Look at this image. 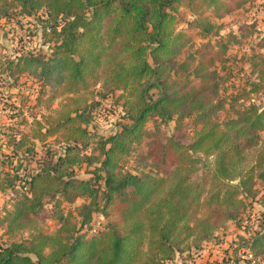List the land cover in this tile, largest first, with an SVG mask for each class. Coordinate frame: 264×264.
Here are the masks:
<instances>
[{"label":"trees","instance_id":"trees-1","mask_svg":"<svg viewBox=\"0 0 264 264\" xmlns=\"http://www.w3.org/2000/svg\"><path fill=\"white\" fill-rule=\"evenodd\" d=\"M246 2L0 0V18L14 8L29 16L44 9L43 37L56 42L50 57L10 61L7 74L29 69L61 95L59 106L43 115L44 127L36 121L38 128L29 136L9 127L6 148L11 147L13 155L19 150L33 153L34 146L26 145L30 137L42 144L56 137L65 145L54 158L46 145L40 167L32 173L19 179L0 175V192L17 186L21 193L13 209L0 215L10 237L0 243V264L188 260L200 255L202 245L216 237L226 221L241 226L244 192L255 180L262 185V219L249 249L254 263H264V104L255 101L264 76L255 75L244 95L254 101L225 121H215L226 105L215 65L226 59L231 47L210 41L186 54L190 37L177 26V12L183 7L193 16L188 26L205 37L215 28L210 15L220 17ZM248 27L253 33L245 40L260 46L248 59L254 75L256 67L264 68V31L256 23ZM252 57L259 63L252 64ZM97 85L104 93L121 92L129 123L98 139L96 155H81V145L93 137L87 126L97 108L88 103L87 92ZM157 120L171 121L175 128L192 127V139L184 143L164 136L159 124L151 125ZM140 143L146 154L128 156ZM249 153L251 163L246 164ZM83 163L95 168L88 179L75 174ZM54 198L59 200L51 205ZM81 198L83 203L75 208ZM94 211L107 218L96 228L87 220ZM48 221L54 226L48 227Z\"/></svg>","mask_w":264,"mask_h":264},{"label":"rangeland","instance_id":"rangeland-1","mask_svg":"<svg viewBox=\"0 0 264 264\" xmlns=\"http://www.w3.org/2000/svg\"><path fill=\"white\" fill-rule=\"evenodd\" d=\"M6 15L8 16L0 18V175L3 176L5 173H9L13 176V179H19L22 174L32 173L40 167L41 156L47 149L46 145L51 146L53 158L63 152L65 145L62 143V139L56 137H48L45 144L30 137L26 145L28 147L34 146L33 153L24 155L19 150L18 155H13L9 152L11 147L6 148L5 135L10 132L9 127L14 126V131L19 129L21 134L29 136L38 128L36 121H40L44 127L43 115H47L49 111L56 109L61 102V99L58 98L61 95L51 89L49 85L44 84L35 72L28 69L22 73L9 75L6 71L7 64L10 61H16L22 57H50L56 42L55 40L46 41L43 37L44 22L47 16L46 11L42 9L29 16L23 14L20 8H14L9 10ZM192 19L193 16L189 14L187 9L183 7L178 9L177 26L190 37L185 49L186 54L201 48L203 43L210 41L213 43H227L231 47L230 49L228 48L226 59L223 57V60L221 59L215 65L222 76L220 93L226 99V105L215 115L214 120L223 122L233 114L234 110L251 103L252 100L244 95L248 91L250 83L255 81V75L259 76L261 74V76H264L263 66L256 67L253 75L248 62L250 55L254 54L260 46H255L256 42L254 43V41L252 42L254 47L250 46L251 42L245 40L253 33V29L251 31L252 27L249 29L248 25L256 23V28L259 31H264V0H247L240 8L235 9L231 13L222 14L220 17L210 15V19L215 22V28L205 37L199 35L198 29L188 26V22ZM254 35L256 34L254 33ZM252 58H254L252 64L256 63V61L259 63L258 57ZM254 65L256 66V64ZM261 71L263 73H260ZM194 83H197V81L195 80ZM260 86V90L263 91L260 94H256L255 99L259 105L264 104V81L261 82ZM87 96L89 97L88 103L91 106L97 105V108L93 110L92 119L87 126L88 132L93 134V137L87 145H81L80 152L82 153L81 155H96L97 151L94 148L97 145L95 142L100 138L108 137L122 125L128 124L129 121L123 114L122 104L124 97L121 96L120 91L104 93L100 86L97 85L93 90L87 92ZM240 96L241 98L237 99ZM48 104L49 106L47 107ZM152 124H159V132L164 136L175 137L184 143L190 142L194 132L192 127L186 125L175 128L171 121L162 123L157 120L152 122ZM261 135L264 141V131ZM55 138L56 140H54ZM146 150V146L140 143L131 150L128 156H144ZM251 159L252 155L249 153L245 163L250 164ZM208 161H206V164L209 165L210 162ZM94 169L93 165L88 166L83 163L75 168V174L78 178L88 179L94 175ZM261 193L262 185L258 180H255L251 187L246 188L243 196L245 205L241 209L240 217L246 218L254 215L253 222L260 223L262 219L259 207ZM20 197L21 193L17 186L15 188H6L0 192V215L3 216L5 212L12 210L13 205ZM58 200L54 198L51 201V205H55ZM83 201L84 199L82 198L78 199L75 203V208L81 205ZM47 208L50 209L49 206ZM87 220H89L90 226L96 228L104 223L107 218L104 219L99 212L94 211ZM54 223V221H48L47 226L53 227ZM5 229L6 223L1 224L0 243H5L10 239ZM236 236L239 240L234 238L232 243L237 240H244L241 233L236 234ZM220 237L221 234H218L210 242L213 244L218 243L222 241ZM223 251H227V249ZM198 254L201 255L200 250ZM231 256L232 254L227 252L223 261L227 262ZM196 260V257L188 260L184 257H176L174 263L189 264L190 262V264H197L198 261L196 263ZM216 260H207L206 262L207 264L219 263Z\"/></svg>","mask_w":264,"mask_h":264},{"label":"built area","instance_id":"built-area-1","mask_svg":"<svg viewBox=\"0 0 264 264\" xmlns=\"http://www.w3.org/2000/svg\"><path fill=\"white\" fill-rule=\"evenodd\" d=\"M252 101H254V99H252ZM253 217L254 215L250 216V217H246L243 218L241 221V226L239 227L240 229V233L242 234V236L244 237L243 239L245 240V242L243 243H239L240 241L239 238L235 235V239L238 238L237 241H235L234 243H232V250H231V254L235 256V258L239 261H241L243 264H246L245 261L247 260H252L251 264L255 262V259H253L251 251L249 249V244L252 240V238L256 235V233L259 231L260 229V223H254L253 222ZM233 238V239H234ZM233 241V240H232ZM196 258L199 259L198 263L199 264H207V260H209V257H207L206 255L202 257V255L197 256ZM232 258V256L230 257V259ZM224 257H220L216 260V262L219 263H213V264H222V263H226L223 261ZM257 260H259V258H257ZM230 261V260H228ZM170 264H175V263H170ZM261 264H264L261 262Z\"/></svg>","mask_w":264,"mask_h":264},{"label":"crops","instance_id":"crops-1","mask_svg":"<svg viewBox=\"0 0 264 264\" xmlns=\"http://www.w3.org/2000/svg\"><path fill=\"white\" fill-rule=\"evenodd\" d=\"M238 233H240V229L234 224V222L230 220L226 221L224 223V226L217 232V234H221L220 238H222V241L214 244L211 242L203 244L202 249H200L202 257L206 255L207 257H209V260H213V259H218L220 257H225L227 252L231 253L232 240L235 237V235ZM228 247L230 248L228 249ZM225 249H227V251H223ZM197 261H199L198 258L195 262L197 263ZM225 264H243V263L237 260L233 254L230 261H227Z\"/></svg>","mask_w":264,"mask_h":264}]
</instances>
